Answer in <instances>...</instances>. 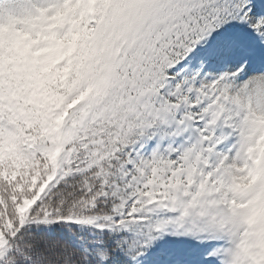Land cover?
Here are the masks:
<instances>
[{
  "label": "snow or ice",
  "instance_id": "snow-or-ice-1",
  "mask_svg": "<svg viewBox=\"0 0 264 264\" xmlns=\"http://www.w3.org/2000/svg\"><path fill=\"white\" fill-rule=\"evenodd\" d=\"M0 264H264V0H0Z\"/></svg>",
  "mask_w": 264,
  "mask_h": 264
}]
</instances>
